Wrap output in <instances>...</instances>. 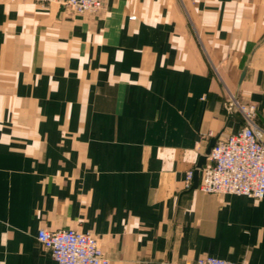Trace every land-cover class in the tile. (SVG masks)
<instances>
[{
	"label": "crops",
	"instance_id": "0c3cea01",
	"mask_svg": "<svg viewBox=\"0 0 264 264\" xmlns=\"http://www.w3.org/2000/svg\"><path fill=\"white\" fill-rule=\"evenodd\" d=\"M228 90L264 128V0H0V264H57L41 228L110 264H264V198L186 186L242 125Z\"/></svg>",
	"mask_w": 264,
	"mask_h": 264
},
{
	"label": "built area",
	"instance_id": "2783aa9c",
	"mask_svg": "<svg viewBox=\"0 0 264 264\" xmlns=\"http://www.w3.org/2000/svg\"><path fill=\"white\" fill-rule=\"evenodd\" d=\"M55 2L77 13L96 12L103 0H36ZM232 95L226 109L238 116L240 129L218 138L202 167L198 189L205 193H232L255 199L264 198V128L257 123V105L243 103ZM204 137L208 138L207 134ZM203 137V138H204ZM194 169L189 170L186 186L193 183ZM37 239L50 251L57 264H110L96 237L74 228H41ZM194 264H246L215 256L196 259Z\"/></svg>",
	"mask_w": 264,
	"mask_h": 264
},
{
	"label": "water",
	"instance_id": "95a60500",
	"mask_svg": "<svg viewBox=\"0 0 264 264\" xmlns=\"http://www.w3.org/2000/svg\"><path fill=\"white\" fill-rule=\"evenodd\" d=\"M246 72V68L242 71L241 75H240V79L239 82L242 81L244 75ZM234 116V114L232 112H229V117ZM218 137L214 136L210 139L209 144L205 150V152L199 157L196 167L194 169V176H193V186L196 187L198 185L200 176H201V169L202 167L205 165L206 160H207V155L210 153L212 146L216 143Z\"/></svg>",
	"mask_w": 264,
	"mask_h": 264
},
{
	"label": "rangeland",
	"instance_id": "374dc122",
	"mask_svg": "<svg viewBox=\"0 0 264 264\" xmlns=\"http://www.w3.org/2000/svg\"><path fill=\"white\" fill-rule=\"evenodd\" d=\"M232 95H235L232 91L228 90L227 93H226V96H225V107H226V104L229 103L231 101V97ZM237 96V95H236ZM238 97V96H237ZM239 101L243 102V103H247V101H243L241 100L239 97L237 98ZM202 138L204 137V134L201 135ZM207 138V137H206ZM205 137L203 139H206ZM189 172V171H188ZM187 172V174H188ZM187 178V176H186Z\"/></svg>",
	"mask_w": 264,
	"mask_h": 264
}]
</instances>
